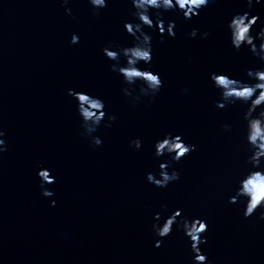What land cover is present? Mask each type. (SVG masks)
<instances>
[{"label":"water","instance_id":"obj_1","mask_svg":"<svg viewBox=\"0 0 264 264\" xmlns=\"http://www.w3.org/2000/svg\"><path fill=\"white\" fill-rule=\"evenodd\" d=\"M134 11L131 0H107L99 12L88 0H0V130L7 146L0 156V264H192L182 230L174 227L154 247L155 214L176 209L182 218L207 221L200 247L208 264H264L259 210L246 220L242 203H228L250 154L247 105L217 109L220 93L210 80L215 72L246 81L248 70L264 66L247 48L235 51L227 31L233 15L250 11L260 18L255 36L264 27V2L253 0L249 9L246 0H210L190 20L152 11L154 24L174 23L176 35L145 29L153 60L140 67L158 72L163 87L139 101L123 95L126 85L102 52L109 44L134 45L124 30L136 22ZM69 89L102 99L106 115L116 117L94 133L100 147L84 133ZM167 134L182 136L195 151L171 164L180 179L159 189L146 176L170 163L154 156V144ZM135 139L139 151L130 146ZM42 168L55 177L46 186L50 198L37 177Z\"/></svg>","mask_w":264,"mask_h":264},{"label":"clouds","instance_id":"obj_2","mask_svg":"<svg viewBox=\"0 0 264 264\" xmlns=\"http://www.w3.org/2000/svg\"><path fill=\"white\" fill-rule=\"evenodd\" d=\"M68 0H64L67 3ZM264 0H255L256 4H261ZM88 3L97 12L107 6V0H88ZM135 9L133 15L136 22L125 23L124 30L133 37L135 43L132 47L120 48L109 44L102 49L104 57L111 62V71L122 78L126 85L122 89L125 97H131L134 101H139L141 97H156L162 87L163 81L160 74L148 69H141L140 65H150L153 60L152 36L145 29H158L161 37L165 34L168 38L175 39V24L169 23L165 26L162 20L155 24L151 17V12L178 11L185 19H192L197 16L200 10L208 7L210 0H131ZM248 8L253 7V0H246ZM259 16L252 15L250 11L237 13L232 16L227 24L231 47L235 51L247 48L253 57L261 65H264V27L254 36L252 29L259 20ZM197 30L189 33V38L195 39ZM208 32H204L202 39H207ZM79 36L73 34L70 40L71 45L79 43ZM257 41L259 43H257ZM247 80L232 78L227 73H211L210 80L215 89L220 93V102L215 107L224 110L226 107L241 103L247 105V111L243 115L244 143L248 146L250 153L246 160V169L235 179L232 195L228 203L236 205L243 204V217L250 219L260 212L259 220L264 221V66L255 70H248ZM250 81V82H249ZM138 87V94L136 93ZM76 102L77 114L81 120L84 133L91 140L92 145L100 147L102 140L94 133L103 126L111 127L115 121V116L106 115L105 103L102 99L88 94L86 91L68 90L67 93ZM223 131L231 133L230 125L225 124ZM5 132L0 130V156L7 151ZM131 147L139 151L142 141L135 139L131 142ZM195 151V145L186 143L182 136L171 134L165 135L154 144V156L157 159L165 156L170 158V163H161L156 174L148 173L146 180L156 188H167L171 183L180 179L179 172L173 169L169 172L171 164H178L184 158L190 156ZM37 177L41 182L42 195L50 198L54 195L49 187L55 184V177L50 170L42 168L38 171ZM55 207V201H52ZM155 223L152 231L158 238L154 247L159 249L162 242L173 232L174 227L182 230L190 244L193 254L192 264H208V257L202 253L201 245L207 244L206 233L208 223L206 220L193 217L182 218V210L176 209L166 217L159 213L154 216Z\"/></svg>","mask_w":264,"mask_h":264}]
</instances>
